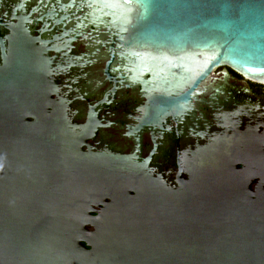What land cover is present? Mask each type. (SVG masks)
<instances>
[{"label":"water","instance_id":"water-1","mask_svg":"<svg viewBox=\"0 0 264 264\" xmlns=\"http://www.w3.org/2000/svg\"><path fill=\"white\" fill-rule=\"evenodd\" d=\"M74 43L114 95L141 87L132 152L85 150L93 115L55 114L51 53ZM219 67L264 84V0H0V264H264V196H219L213 167L166 190L141 162L143 130L181 121Z\"/></svg>","mask_w":264,"mask_h":264},{"label":"flooded vegetation","instance_id":"flooded-vegetation-1","mask_svg":"<svg viewBox=\"0 0 264 264\" xmlns=\"http://www.w3.org/2000/svg\"><path fill=\"white\" fill-rule=\"evenodd\" d=\"M33 28L40 36L42 23ZM8 32L5 29L3 35ZM53 34L46 38L53 37L51 43L60 46L62 31ZM51 55H57L56 90L51 97L65 102L64 111H54L58 118L64 115V124L81 126L89 124L92 114V135L85 150L132 152L137 142L127 126L141 116L145 101L141 87L114 95V83L103 72L105 60H95L92 48L83 43ZM78 58L93 62L76 66ZM223 69L214 70L206 81L208 91L194 100L181 121L169 118L163 126L143 130L141 162L150 158L148 171L166 190L189 185L196 172L213 167L219 196L253 203L264 196V84L245 80L230 68L231 76L225 79ZM51 87L47 85L46 91Z\"/></svg>","mask_w":264,"mask_h":264}]
</instances>
